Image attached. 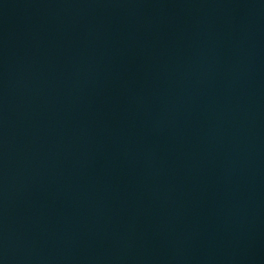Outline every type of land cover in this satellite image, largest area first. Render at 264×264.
Returning <instances> with one entry per match:
<instances>
[{"label":"water","instance_id":"obj_1","mask_svg":"<svg viewBox=\"0 0 264 264\" xmlns=\"http://www.w3.org/2000/svg\"><path fill=\"white\" fill-rule=\"evenodd\" d=\"M0 264H264V0L0 4Z\"/></svg>","mask_w":264,"mask_h":264}]
</instances>
